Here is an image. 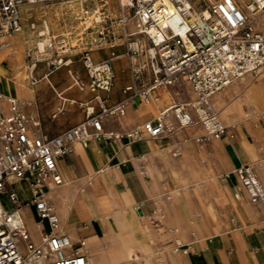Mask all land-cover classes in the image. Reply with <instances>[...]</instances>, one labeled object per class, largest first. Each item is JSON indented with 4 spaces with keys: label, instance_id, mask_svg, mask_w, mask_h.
<instances>
[{
    "label": "crops",
    "instance_id": "crops-1",
    "mask_svg": "<svg viewBox=\"0 0 264 264\" xmlns=\"http://www.w3.org/2000/svg\"><path fill=\"white\" fill-rule=\"evenodd\" d=\"M30 31L27 27L24 37H0V44L12 47L6 65L20 82V52L28 45ZM104 48L90 50L94 61L109 58ZM49 64L47 76L46 72L40 79L29 76V87L15 99L40 118L45 132L57 134L85 118L82 103L93 99L94 93L73 84L72 72L76 79L89 81L82 59L69 58L56 68ZM128 65L126 52L113 58L116 81L109 105L127 95L122 90L130 80ZM152 94V102L134 96L124 114L106 119L107 136L71 143L69 153L59 158L65 181L45 190L63 229L90 264H125L134 254L140 264H158L154 255L159 252L165 254L167 264H264V208L250 199L236 173L241 165L251 164L264 185V71L235 80L213 97L226 127L219 137L204 139L202 123L180 127L172 116L173 127L158 137L145 133L142 139H131L126 135L131 130L156 122L166 108L196 97L184 96L175 84ZM0 96V111L6 110V96ZM57 111L65 124L60 131L45 123V117ZM17 189L26 202L31 196L27 183L19 182ZM21 211L26 223H41L37 240L27 224L39 243L41 231H51L48 220L33 205Z\"/></svg>",
    "mask_w": 264,
    "mask_h": 264
},
{
    "label": "built area",
    "instance_id": "built-area-1",
    "mask_svg": "<svg viewBox=\"0 0 264 264\" xmlns=\"http://www.w3.org/2000/svg\"><path fill=\"white\" fill-rule=\"evenodd\" d=\"M39 1L53 0H0V34L22 31V5ZM118 4L120 32L104 26L99 35L107 42L124 40L130 76L122 90L125 98L108 104L116 81L113 58L96 62L90 55L92 48L83 51L89 81L77 78L76 82L80 89L87 85L94 97L82 103L85 118L74 126L57 134L45 132L37 115L26 112L12 98H3L8 108L0 111V264H90L87 254L75 247L63 229L45 189L65 181L58 160L69 153L70 144L107 136L104 121L124 114L132 97L150 103L155 89L174 85L183 75L195 99L166 108L156 122L148 121L126 135L133 140L144 138L145 133L158 137L173 127L167 121L171 110L180 127L202 123L207 130L204 139L219 137L226 127L213 97L235 80L264 71V30L256 23L264 15V0H214L208 13L198 11L188 0H118ZM66 47L50 56L54 57L53 68L69 60ZM36 55L27 53L33 67L41 60ZM236 173L250 199L264 208V185L254 167L244 164ZM21 181L27 183L31 194L26 202L17 189ZM4 193L12 208L2 202ZM25 205H33L49 222L51 231H43L39 243L32 239L21 211ZM84 245L80 240V246Z\"/></svg>",
    "mask_w": 264,
    "mask_h": 264
},
{
    "label": "rangeland",
    "instance_id": "rangeland-1",
    "mask_svg": "<svg viewBox=\"0 0 264 264\" xmlns=\"http://www.w3.org/2000/svg\"><path fill=\"white\" fill-rule=\"evenodd\" d=\"M67 1L69 0L44 1L31 5H26L23 8L22 10V17L24 22L23 29L26 26L30 28L31 24H35V29H31L30 34H32V36L35 38L36 41L53 39V46L51 47L46 45L44 52H38V47L36 43L32 45L28 43V45L23 47L20 52L21 62H22L20 66V71H22V73L20 74L21 76L19 75V79L20 78L22 79V74H23V81L22 82L18 81L15 77L11 76V73L9 71L8 77L10 80H14L20 86L25 85L27 83L26 73H25L27 68L33 71V76L35 78L40 79L45 72H48L50 70L49 62L55 57L57 49L61 46L57 42V40L63 37L66 38L68 43L66 48H69L68 52L66 53L67 60L69 58L83 60V55H84L83 48L90 49L96 46L105 47L104 48V50L106 51L105 57L116 58L118 54H123L126 52V45L123 39L117 38L114 41L107 42V40L105 39H100V35H99V32L103 29L104 26L105 27L112 26V28L120 32L121 30L120 26L117 24V16L119 14L118 0H75V5H76L75 14H73V12L69 10V6L66 4ZM190 1L193 3V5L198 11H203V9H208L212 0H190ZM110 18L113 20L110 21ZM45 23L49 26V28L46 29ZM256 23L258 28L264 30V17L260 16L259 18H257ZM42 30L45 31V34L43 36H39L38 32ZM22 32L23 30L20 32H7L5 34L10 36L20 35L24 37L25 34H22ZM94 39L100 41V43H97L96 41H94ZM8 48L10 49L11 52L12 47L9 46ZM28 52L37 54L36 56L41 59L40 61L37 62V65L34 67L33 64L31 63L33 60H30V58L27 57ZM93 54H97V53H93ZM9 55L10 53L7 54V47H5L0 52V63L5 62L6 64ZM50 56H54V57L50 58ZM124 66L126 67L127 64ZM27 76L29 77V74ZM119 79H120V74L119 71H117V82ZM73 84L75 87L80 89V86L77 83H75L74 79H73ZM175 85L178 91L184 96H190V98L195 97V93L192 89L190 82L183 75H181L177 79ZM84 90H89V87L86 85ZM8 95L11 97L13 96L14 98L19 97L12 94L11 95L8 94ZM38 97L39 96L36 92V99L37 102L39 103L40 98ZM56 109L57 108H55V110ZM56 114H57L56 118H53V114H48L45 117V123L46 125L48 124L49 127L52 126L53 130L60 131L65 127V124L60 122L61 113H58L57 111ZM167 120L169 121V124L173 126L174 118L172 117ZM204 129L205 131H207L205 126ZM2 202L8 208L13 207V204L9 200L6 193L2 194ZM27 224L29 226L33 238L37 240L39 237V232L42 229L41 223L38 221L36 222L33 220L31 221L27 220ZM133 261H135L136 264H140V259L136 254H134L131 260L125 264H129L130 262ZM154 261L167 264L168 260L163 252H159L154 255Z\"/></svg>",
    "mask_w": 264,
    "mask_h": 264
},
{
    "label": "bare ground",
    "instance_id": "bare-ground-1",
    "mask_svg": "<svg viewBox=\"0 0 264 264\" xmlns=\"http://www.w3.org/2000/svg\"><path fill=\"white\" fill-rule=\"evenodd\" d=\"M54 1V0H53ZM213 1V0H212ZM39 2H44V1H39ZM196 2V1H195ZM35 3H38V2H34V3H25V4H23L22 5V10H23V8L26 6V5H31V4H35ZM188 3L189 4H191L194 8H195V6L193 5V3L190 1V0H188ZM198 3V2H197ZM66 4L69 6V10H71L72 12H73V14H75V11H76V5H75V0H69V1H67L66 2ZM196 9V8H195ZM203 12H205V13H208V9H203ZM262 17H264V15L262 16ZM100 18V17H99ZM98 18V19H99ZM44 21V20H43ZM100 21V20H99ZM98 22V21H97ZM46 24V23H45ZM46 26V29L47 28H49V26L46 24L45 25ZM28 26H26L24 29H23V31L27 28ZM30 28L31 29H35V24H31V26H30ZM54 29V28H53ZM66 30V29H65ZM50 31V30H49ZM55 32V31H54ZM45 34V31H39L38 32V35L39 36H43ZM4 35H7V34H5V33H2V34H0V37L1 36H4ZM53 37V36H52ZM50 38V37H49ZM26 42L27 43H30L31 45L32 44H35L36 43V45H37V47H38V52H44L45 51V47H46V45H48V46H53V39H45V40H38V41H36L35 40V38L32 36V34H27V36H26ZM57 42L59 43V44H61V46H67L68 45V43H67V40H66V38H59L58 40H57ZM142 42H143V44H145V39L143 38L142 39ZM20 43V42H19ZM47 43V44H46ZM5 45H7V43H3V44H0V52L6 47ZM19 45V44H18ZM60 46V47H61ZM59 47V48H60ZM17 48V47H16ZM67 50V49H66ZM86 50V49H85ZM10 53V49L8 48V46H7V54H9ZM94 55H96V54H94ZM6 57H7V55H6ZM6 57H5V59H6ZM5 59H4V61H5ZM62 68V67H61ZM6 70L7 71H9V69H8V67L6 66V64H5V62H2L1 63V68H0V82L2 83V86H3V88L2 89H0V95H4V96H6V97H10V98H12V99H14L16 102H18L19 104H21V106L25 103L24 101H20V100H18V99H15L13 96L11 97V96H9L8 94H12V95H16V96H19V94L21 93V92H23L24 90H25V88H28L29 86H28V84L26 83L25 85H22V86H20L18 83H16L14 80H10L9 79V74H7L6 73ZM70 71V70H69ZM25 73H26V79L28 78V74H29V76L31 75V76H33V71L30 69H26V71H25ZM47 74H48V72H46V76H47ZM72 76H73V78H74V81H75V83H77L76 81H77V79H76V75L72 72ZM0 97H2V96H0ZM169 112V115H168V117H167V119H169V118H171L172 116H171V110H169L168 111ZM168 121V120H167ZM169 122V121H168ZM102 207V206H101ZM100 224V223H99ZM138 224V223H137ZM100 231H101V229H100ZM110 232V231H109ZM42 233H43V231H41V239H42ZM134 233V232H133ZM141 233V232H140ZM134 235V234H133ZM177 241L179 242V243H182L183 242V240H182V238H180V237H178L177 238ZM96 259V258H95ZM98 262V261H97ZM158 264H164V263H161V262H159Z\"/></svg>",
    "mask_w": 264,
    "mask_h": 264
}]
</instances>
